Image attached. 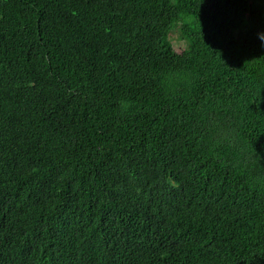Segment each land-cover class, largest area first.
Wrapping results in <instances>:
<instances>
[{
  "label": "trees",
  "instance_id": "1",
  "mask_svg": "<svg viewBox=\"0 0 264 264\" xmlns=\"http://www.w3.org/2000/svg\"><path fill=\"white\" fill-rule=\"evenodd\" d=\"M0 264H264V0H0Z\"/></svg>",
  "mask_w": 264,
  "mask_h": 264
},
{
  "label": "rangeland",
  "instance_id": "2",
  "mask_svg": "<svg viewBox=\"0 0 264 264\" xmlns=\"http://www.w3.org/2000/svg\"><path fill=\"white\" fill-rule=\"evenodd\" d=\"M169 37L175 50L180 51L186 47L187 43L185 39L181 37L178 27H175L170 32Z\"/></svg>",
  "mask_w": 264,
  "mask_h": 264
},
{
  "label": "clouds",
  "instance_id": "3",
  "mask_svg": "<svg viewBox=\"0 0 264 264\" xmlns=\"http://www.w3.org/2000/svg\"><path fill=\"white\" fill-rule=\"evenodd\" d=\"M128 107H129V105H128V104H126V103L122 105V108H123L124 110H127V109H128Z\"/></svg>",
  "mask_w": 264,
  "mask_h": 264
}]
</instances>
